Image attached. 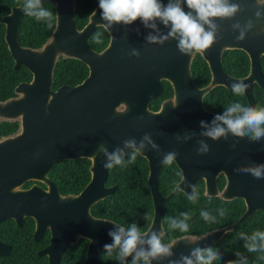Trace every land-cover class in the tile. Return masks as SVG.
<instances>
[{"label": "water", "instance_id": "water-1", "mask_svg": "<svg viewBox=\"0 0 264 264\" xmlns=\"http://www.w3.org/2000/svg\"><path fill=\"white\" fill-rule=\"evenodd\" d=\"M42 2L55 7L56 25L49 40L37 49L20 43L18 29L25 16L22 6L13 7L9 14H0L15 70L26 67L32 74L31 81L16 87L15 97L0 101V123L19 122L20 126L15 134L0 140V223L15 219L21 226L26 217H32L37 225V239L50 228L51 243L40 252L49 256L50 264H60L66 249L82 237L90 240L86 256L89 264H106L101 258L103 246L112 243L108 232L115 229L117 223L95 218L91 210L112 196L117 187L106 186L109 169L103 167L105 158L97 149L105 144L113 151L116 147L122 148L124 140L139 142L145 134L157 145L152 148L145 142L146 149L141 155L148 161V185L154 205V217L146 232L163 231L164 236L163 220L168 201L177 192L191 194L189 185L195 186L200 180L206 183V197L224 201L241 198L246 203L245 213L235 223L201 236L173 239L166 243L171 246L173 256L160 257L152 264H171L173 260L179 261L182 255H190L194 247H212L241 222L264 209V179L235 171L237 167L264 164V138L250 142L247 136L239 138L228 133L226 139L221 137L213 141L201 135L205 129L200 126L201 121L211 125L217 115L204 106L205 96L214 88L231 89L233 82L243 81L250 85L245 95L251 104L254 84L264 89L260 66L264 44L257 45L252 37V33L264 31V17L257 20L255 15L258 8L264 9V3L229 0L230 3L239 2L241 11L235 17L214 21L219 26L218 43L201 54L209 64L212 79L207 86L199 88L192 73L195 56L181 55L177 40L170 38L163 45L147 42L149 34L169 31L159 20L156 21L159 33L146 28L140 20L132 25H113L107 31L110 35L108 46L97 52L91 47L90 39L101 27L97 24L103 23L98 6L87 25L79 29L77 0ZM181 2L183 4V0ZM183 6L188 11L186 4ZM249 21L253 28L244 40L237 41L233 25L243 28ZM227 48L248 53L251 59L248 77L237 79L226 74L222 53ZM133 50L140 53L139 57L131 55ZM61 58L84 63L89 69L87 78L76 86L54 90V73ZM164 81L172 86L173 96L154 111L150 105L163 94ZM200 141L209 145L208 153H197ZM169 151L179 153L176 162L183 178L169 195L164 196L159 191L164 166L161 160ZM83 158L92 162L91 181L78 195H61L48 174L58 162ZM221 174L227 181L222 191L218 187ZM33 180L46 183L48 190L37 185L24 190L25 183ZM3 248L0 243V251ZM131 259L128 257L127 262Z\"/></svg>", "mask_w": 264, "mask_h": 264}, {"label": "trees", "instance_id": "trees-1", "mask_svg": "<svg viewBox=\"0 0 264 264\" xmlns=\"http://www.w3.org/2000/svg\"><path fill=\"white\" fill-rule=\"evenodd\" d=\"M24 0H0V14L6 15L16 6H22ZM167 4L168 0H161ZM53 13L54 20L52 27L49 28L44 21H37L34 17L25 15L19 25L18 36L22 46L29 48L42 47L51 37L56 25V11L53 5H44ZM98 6V0H77L76 2V23L79 29L84 28L91 13ZM102 34L100 43L93 37L90 39L91 47L101 52L110 41L109 33L103 28L98 27L96 32ZM6 27L0 24V101H5L15 97L16 87L23 82L32 79L31 72L26 67L15 70V62L5 41ZM232 57L227 58V67L232 75L243 77L249 72L250 64L246 54L237 51L231 52ZM264 72V62L262 63ZM192 73L196 85L199 88L207 86L211 80V74L206 62L200 55H197L192 64ZM89 75L88 67L81 61L75 59L61 58L57 63L54 73L53 89L57 90L63 85L74 86L87 78ZM164 90L161 97L152 101V110H159L162 102L173 96V88L169 82L164 81ZM259 90V87L256 86ZM261 92V91H260ZM263 101L264 96L262 95ZM213 109L224 112L226 106L233 102H240L250 105L243 96H235L232 91L222 87L215 88L210 93V100ZM254 106L264 107V102L259 103L257 97ZM19 122H1L0 138L15 134L19 130ZM127 159V156H125ZM90 164L87 159H81L71 163L57 165L51 172V177L59 183L62 194L78 193L90 181ZM149 165L148 161L139 155L135 163L128 164L126 167L117 166L109 169L107 186H116L115 193L107 199L96 204L92 212L98 218L111 220L121 226L127 227L135 223L143 232L150 227L154 217V205L151 191L148 185ZM180 172L174 163L164 166L160 175L159 191L162 195H169L179 181ZM220 188L224 186V179H221ZM199 198L196 201L189 200L183 192L175 193L166 205L165 217L163 220L165 234L162 237L164 243H169L173 239L186 236H201L209 231L220 229L235 223L244 213L245 205L241 200L224 201L220 198L204 196V186H197ZM226 209L223 217L219 215L218 209ZM208 211L216 216V222H206L200 216L201 211ZM188 212L192 219L189 221V231L181 233L178 229L170 227V219H180L181 213ZM145 214L151 216V220H145ZM33 222L28 220L24 229L14 230L19 233L18 244L9 257H0V264H47L42 258H38L36 250L33 249L31 241V231ZM11 230V226H10ZM264 231V214H254L252 217L241 222L233 231L228 232L222 240L212 247L221 253L222 259L214 264H227L229 260H236L237 251L243 253L249 259V264H264V253H247L244 249V241L239 238L241 232L251 235L254 231ZM87 242L83 240L76 246L71 247L63 256L61 264H88L85 256ZM102 259L106 264H120L117 255L102 254ZM131 264V260L128 261ZM143 264V262H141Z\"/></svg>", "mask_w": 264, "mask_h": 264}, {"label": "clouds", "instance_id": "clouds-1", "mask_svg": "<svg viewBox=\"0 0 264 264\" xmlns=\"http://www.w3.org/2000/svg\"><path fill=\"white\" fill-rule=\"evenodd\" d=\"M261 3V2H260ZM183 4H186L188 11ZM168 0L165 5L161 0H98L100 19L103 23L97 25L109 31L113 25L124 24L132 25L137 20L143 22L146 28H152L159 33L156 21L159 20L166 28L167 34H149L146 40L149 44L163 45L165 41L177 40L179 53L186 57H193L202 54L218 43L219 26L214 22L220 18H232L241 11L239 2L230 3L229 0ZM21 10L25 15L34 17L37 21H44L49 28L52 27L54 20L53 13L43 4L42 0H24ZM95 14V13H94ZM257 20L264 17V9L258 8L256 13ZM234 29H239L240 34L237 40H244L247 32L253 28L252 21H249L243 28L239 24L233 25ZM103 33L97 31L93 39L100 43ZM132 56L139 57L140 53L136 50L131 52ZM250 87L243 81L233 82L231 90L235 96H243ZM201 128L205 129L201 135L213 141H219L221 137L227 138L228 133L235 137L243 138L247 136L250 142H258L264 138V107L244 105L238 101L225 107L223 114H217L211 125L201 121ZM152 148L157 145L152 141L149 134H145L141 141L126 139L123 147H116L109 151L105 144L98 146L97 153L105 158L103 167L112 169L117 166L126 167L128 164L136 162L139 155L146 149V143ZM238 142V141H237ZM197 153L200 155L209 152V145L200 141ZM235 147V144H233ZM125 149L130 151L126 152ZM127 156V159H125ZM179 153L169 151L163 155L161 163L164 166L173 164L177 160ZM236 172L250 174L254 179H264V164L252 165L247 167H237ZM192 189L191 194H186L187 198L196 201L199 192L194 185H189ZM219 215L223 217L226 209H218ZM200 216L206 222H216V216L208 211H201ZM145 220H151L149 214H145ZM192 219L188 212L181 213L180 219H170V227L178 229L181 233H187ZM112 243L103 246V254L109 256L115 252L120 264H128L127 258L131 257V264H152L160 257L173 256L170 245L162 241L163 231L142 232L135 224L124 227L117 224V227L108 232ZM239 238L244 241V249L247 253H264V231H254L251 235L243 232ZM236 260H229L227 264H249V259L243 253H235ZM222 259L221 253L215 247H194L190 255H182L179 261H171V264H214ZM260 259H264L261 256Z\"/></svg>", "mask_w": 264, "mask_h": 264}, {"label": "flooded vegetation", "instance_id": "flooded-vegetation-1", "mask_svg": "<svg viewBox=\"0 0 264 264\" xmlns=\"http://www.w3.org/2000/svg\"><path fill=\"white\" fill-rule=\"evenodd\" d=\"M258 1H259V4H260V2H261V3H264V0H258ZM233 30L236 31V32H237V36H239V34H240V30H239V29H233ZM261 31H262V30H260V31H258V32H256V33H252V37L254 38V41H256V44L259 45V46H261V45L264 44V31H262V32H261ZM237 41H240V40H237ZM228 42H229V41H228ZM229 43L232 44L231 42H229ZM234 51H237V52H239V53L242 52V53L246 54L247 57H248L249 64H250V68H249V72L247 73V75H245V76H243V77H237V76H235V75H232L231 72L229 71L228 67H227V58H228V57H232L233 55L231 54V52H234ZM197 55H200V56L202 57V59L206 62L207 66H208V68H209L210 74H211V70H210V67H209L208 62L203 58V56H202L201 54H197ZM197 55H195V58H196ZM195 58H194V59H195ZM193 61H194V60H193ZM263 62H264V53L262 54L261 59H260L261 72H262V74H263V78H264V72H263V69H262V63H263ZM222 66H223V69L225 70L226 74H228L229 76L234 77V78H237V79H243V78L248 77L249 74H250V71H251V59H250V56L248 55V53H246V52H245L244 50H242V49H236V48H233V49H232V48H227V49H224V51H223V53H222ZM211 79H212V74H211ZM210 82H211V80H210ZM210 82H209V83H210ZM79 84H80V83H79ZM77 85H78V84H77ZM63 86H70V85H63ZM74 86H76V85H74ZM256 86L259 87V90L256 89ZM61 87H62V86H61ZM219 87H222V86H219ZM59 88H60V87H59ZM59 88H58V89H59ZM216 88H218V87H216ZM222 88H225V87H222ZM58 89H57V90H58ZM214 89H215V88H214ZM214 89H213V90H214ZM225 89L232 91L231 89H228V88H225ZM213 90H212V91H213ZM212 91H211V92H212ZM260 91H261V92H260ZM211 92H209V93L205 96V98H204V106H205V108H206L210 113H213V114H222V112H219L218 110H214V109H213L212 102H211V101L209 102V100H210V93H211ZM252 94H253V104H251V103L249 102L247 96L244 94V96L246 97V99H247V101H248V103H249L250 105L254 106L256 97H257V100H258L259 103L264 102V101H263V98H262V95L264 96V89H263V87L260 86L258 83H255V84H254V86H253V88H252ZM1 139H3V137H1L0 140H1ZM83 159H84V158H83ZM78 160H81V159H78ZM78 160H65V161L58 162V163L53 167V169H54L57 165H59V164H63V163H65L66 165L71 166V163H73V162H75V161H78ZM87 160H88V159H87ZM89 161H90V160H89ZM90 162H91V161H90ZM173 163H174L175 167L177 168V170L180 172L179 181H178V182L176 183V185H175V187H176V186L181 182V180H182V178H183V172H182L181 167L179 166V164H178L176 161H174ZM91 165H92V162H91V164H90V168H91ZM163 167H164V166H163ZM90 168H89V171H90ZM53 169L51 170V172L53 171ZM51 172L48 174V178H49L53 183H55V185L57 186V189H58L59 193H60L61 195H63V196H68V195H78V194H80V193L84 190V188L89 184V182L91 181V177H90V181L87 183V185H86V186H85L80 192H78V193H76V194H74V193L62 194V193H61V190H60V187H59V183H58L55 179H53V178L51 177ZM161 172H162V171H161ZM90 175H91V171H90ZM221 179H224V186H223V188H220V183H222ZM199 184H202V185L204 186V193H205V189H206V183H205V181H204V180H200L199 182H197V184L195 185L196 188H197V186H198ZM226 184H227L226 177H225L224 174H221V175L219 176V178H218V187H219V190L222 191V190L225 188ZM34 185H37V186L41 187L42 189H44V190H46V191L48 190V185H47L46 183H44V182H42V181H38V180H36V181L33 180V181H29V182L25 183V185L23 186V189H24V190H27V189L31 188L32 186H34ZM106 186H107V185H106ZM107 187H111V186H107ZM185 195H186V194H185ZM204 196H205V194H204ZM214 198H218V197H214ZM238 199L241 200V202L245 205V211H246V203H245V200H244V199H241V198H238ZM235 200H237V199H235ZM93 207H94V206H93ZM93 207H92V209H93ZM91 211H92V210H91ZM165 211H166V209H165ZM245 211H244V213H245ZM244 213H243V214H244ZM262 213L264 214V209H263V210H259V211L255 212L254 214H262ZM92 214H93V212H92ZM254 214H253V215H254ZM253 215H252V216H253ZM93 216H94L95 218H98V217H96L94 214H93ZM252 216H251V217H252ZM28 220H31V221L33 222V229H32V231H31V241H32V243H33V245H34V246H33V249L36 250V255L38 256V258H41V261H42V258H43V259L47 262V264H50L49 256H47V255H41L40 252L43 251L46 247H48L49 244L51 243V240H52L51 229L48 228V229L43 233L42 237L37 239L36 236H35V233H36V230H37V225H36V221H35V219L32 218V217H26V218L24 219L23 225H21V226L17 223V221H16L15 219H7L6 221H3V222L0 223V243H2V245H3V247H4V248L0 251V257H1V258H3V257H9V256L13 253L15 247L18 245V244H16V243L18 242L17 237L19 236V233L16 232V231H14V230L24 229ZM10 226H11V230H10ZM83 240H85V241L87 242V245H86V252H85V256H87V251H88V246H89V244H90V240H88L87 238L82 237V238H79V239H78V241H77L76 244L71 245L70 247H68V248L66 249V251L62 254L60 264H61V262H62V258H63V256H64V254H65V253H66L71 247L76 246L78 243L82 242ZM103 252H104V251H103ZM103 252H102V254H103ZM1 254H2V255H1ZM102 254H101V258H102ZM86 260H87V257H86ZM102 260H103V259H102ZM103 261H104V260H103ZM104 262H105V261H104ZM87 263L89 264L88 260H87Z\"/></svg>", "mask_w": 264, "mask_h": 264}]
</instances>
